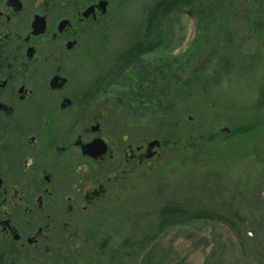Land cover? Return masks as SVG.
Listing matches in <instances>:
<instances>
[{
	"label": "rangeland",
	"instance_id": "374dc122",
	"mask_svg": "<svg viewBox=\"0 0 264 264\" xmlns=\"http://www.w3.org/2000/svg\"><path fill=\"white\" fill-rule=\"evenodd\" d=\"M161 1L113 13L93 43L102 65L75 70L65 91L124 151L163 142L170 121L213 141L163 144L134 171L123 162L129 173L82 219L69 250L41 264H264V0L165 10ZM251 125L247 138L232 137ZM168 206L184 213L165 216ZM0 264L36 263L0 248Z\"/></svg>",
	"mask_w": 264,
	"mask_h": 264
},
{
	"label": "flooded vegetation",
	"instance_id": "af4514ba",
	"mask_svg": "<svg viewBox=\"0 0 264 264\" xmlns=\"http://www.w3.org/2000/svg\"><path fill=\"white\" fill-rule=\"evenodd\" d=\"M130 1L0 0V248L15 261L61 259L82 219L129 173L123 162L134 171L151 160L141 161L151 140L124 151L65 91L75 70L102 65L95 38ZM54 76L67 84L52 90ZM98 138L106 146L93 145Z\"/></svg>",
	"mask_w": 264,
	"mask_h": 264
},
{
	"label": "trees",
	"instance_id": "16d2710c",
	"mask_svg": "<svg viewBox=\"0 0 264 264\" xmlns=\"http://www.w3.org/2000/svg\"><path fill=\"white\" fill-rule=\"evenodd\" d=\"M182 0H162L159 4L160 8H162V10L165 9H170L175 5H178L181 3ZM172 9H175V7H173ZM150 14V22L153 23V8L149 11ZM156 14H158V12L156 11ZM253 129H255V126L251 125L248 126L246 128L245 127H241L238 129L233 130V136L232 137H238L240 136L241 139L247 138V133H249L250 131H253ZM188 131L184 130V126L181 125L180 122H169V127L167 129V131L169 132L168 137H166V139L163 141L164 145H171L176 147L177 149L181 148H198L202 145L199 146V144L201 142H204L205 145L209 144L211 141H213V138H208L205 139V137L202 139L201 137L198 138H193L191 137L192 132H195V128L194 126H191V129H187ZM187 140V141H186ZM182 213H184L183 209H177L174 206H168L166 208L165 211H163V215L165 216H173V215H181Z\"/></svg>",
	"mask_w": 264,
	"mask_h": 264
},
{
	"label": "water",
	"instance_id": "95a60500",
	"mask_svg": "<svg viewBox=\"0 0 264 264\" xmlns=\"http://www.w3.org/2000/svg\"><path fill=\"white\" fill-rule=\"evenodd\" d=\"M67 83V79L66 78H63V77H60V76H54V78L51 80V83H50V86H51V89L52 90H55V89H59V88H62L66 85ZM66 102H69V100L67 99ZM64 107H68V105L65 103L64 104ZM98 129V126L94 127L93 130H96ZM95 144H100V145H105L106 144L104 143V141L100 138H98L95 142H93V145ZM92 147V145H91ZM90 147V148H91ZM162 147V143L159 139H154V140H151L149 143H148V154L144 155L141 159L144 160V159H151L153 158L156 154H157V150L158 148H161ZM152 150H154L152 152Z\"/></svg>",
	"mask_w": 264,
	"mask_h": 264
}]
</instances>
